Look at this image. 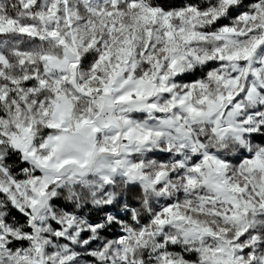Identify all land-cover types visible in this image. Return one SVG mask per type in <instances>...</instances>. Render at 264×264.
I'll return each instance as SVG.
<instances>
[{
  "label": "clouds",
  "instance_id": "clouds-1",
  "mask_svg": "<svg viewBox=\"0 0 264 264\" xmlns=\"http://www.w3.org/2000/svg\"><path fill=\"white\" fill-rule=\"evenodd\" d=\"M0 264H264V0H0Z\"/></svg>",
  "mask_w": 264,
  "mask_h": 264
}]
</instances>
